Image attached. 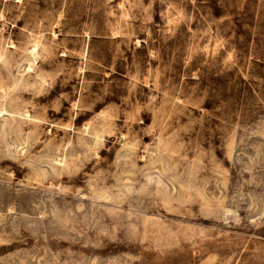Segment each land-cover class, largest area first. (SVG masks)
<instances>
[{
  "label": "rangeland",
  "instance_id": "374dc122",
  "mask_svg": "<svg viewBox=\"0 0 264 264\" xmlns=\"http://www.w3.org/2000/svg\"><path fill=\"white\" fill-rule=\"evenodd\" d=\"M0 264H264V0H0Z\"/></svg>",
  "mask_w": 264,
  "mask_h": 264
}]
</instances>
